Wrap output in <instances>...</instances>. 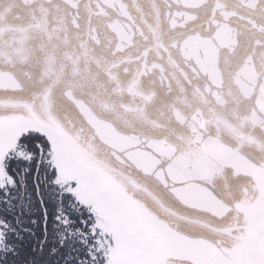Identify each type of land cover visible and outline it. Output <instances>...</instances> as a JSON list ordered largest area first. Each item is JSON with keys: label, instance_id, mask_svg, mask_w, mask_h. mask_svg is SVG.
Here are the masks:
<instances>
[{"label": "water", "instance_id": "95a60500", "mask_svg": "<svg viewBox=\"0 0 264 264\" xmlns=\"http://www.w3.org/2000/svg\"><path fill=\"white\" fill-rule=\"evenodd\" d=\"M33 115L191 242L164 264L264 236V0H0V118Z\"/></svg>", "mask_w": 264, "mask_h": 264}, {"label": "snow or ice", "instance_id": "6c2138e0", "mask_svg": "<svg viewBox=\"0 0 264 264\" xmlns=\"http://www.w3.org/2000/svg\"><path fill=\"white\" fill-rule=\"evenodd\" d=\"M190 244L103 187L52 125L34 115L14 124L0 118V264H164L165 252ZM195 264H264V236L234 247L209 243Z\"/></svg>", "mask_w": 264, "mask_h": 264}]
</instances>
